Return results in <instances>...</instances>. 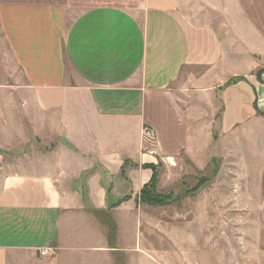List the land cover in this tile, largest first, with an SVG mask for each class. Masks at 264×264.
<instances>
[{
  "label": "crops",
  "instance_id": "crops-1",
  "mask_svg": "<svg viewBox=\"0 0 264 264\" xmlns=\"http://www.w3.org/2000/svg\"><path fill=\"white\" fill-rule=\"evenodd\" d=\"M262 122L264 0H0V264L142 259L154 167Z\"/></svg>",
  "mask_w": 264,
  "mask_h": 264
},
{
  "label": "rangeland",
  "instance_id": "rangeland-1",
  "mask_svg": "<svg viewBox=\"0 0 264 264\" xmlns=\"http://www.w3.org/2000/svg\"><path fill=\"white\" fill-rule=\"evenodd\" d=\"M139 211L145 254L114 264H264V122L202 170L159 165Z\"/></svg>",
  "mask_w": 264,
  "mask_h": 264
},
{
  "label": "built area",
  "instance_id": "built-area-1",
  "mask_svg": "<svg viewBox=\"0 0 264 264\" xmlns=\"http://www.w3.org/2000/svg\"><path fill=\"white\" fill-rule=\"evenodd\" d=\"M142 138H143L144 143L147 146L146 153L150 156H156L157 155L156 148L159 143L156 130L153 127L145 126L142 131ZM1 156H2V151L0 150V157ZM55 253H56V250L51 247L41 249L39 252V254L42 257L51 256V255H54Z\"/></svg>",
  "mask_w": 264,
  "mask_h": 264
},
{
  "label": "trees",
  "instance_id": "trees-1",
  "mask_svg": "<svg viewBox=\"0 0 264 264\" xmlns=\"http://www.w3.org/2000/svg\"><path fill=\"white\" fill-rule=\"evenodd\" d=\"M156 172H157V171H156V168L154 167V175H153V178H152L150 184L153 183V180H154V177H155V175H156ZM150 184H149V185H150ZM149 185H148V186H149ZM148 186L145 187V188L142 190V193L144 192V190H146V189L148 188Z\"/></svg>",
  "mask_w": 264,
  "mask_h": 264
}]
</instances>
